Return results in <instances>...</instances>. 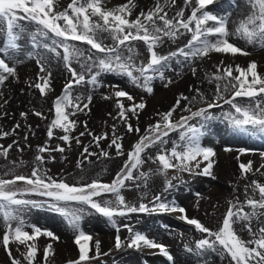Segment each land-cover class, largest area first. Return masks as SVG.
<instances>
[{
    "label": "snow or ice",
    "instance_id": "6c2138e0",
    "mask_svg": "<svg viewBox=\"0 0 264 264\" xmlns=\"http://www.w3.org/2000/svg\"><path fill=\"white\" fill-rule=\"evenodd\" d=\"M213 3L214 0H183L184 7H180L174 15L170 16L169 10L166 9L176 6V0H163V3L161 0H156L152 8L146 11L141 9L138 14H135L138 6L134 0H127L126 3L113 8L106 6L107 0H71L62 10L58 0H0V36L3 37V42L0 43V85H4L10 77L16 76V68L10 66L8 61L18 62L15 53L21 50L18 42L25 30L21 21L34 23L37 28L30 37L33 47H42L54 53L56 57L62 58L65 68L71 74L63 93L54 101L55 117L49 125L48 137L51 139L54 129L58 128L64 133L60 139L65 144L70 146L72 140L81 144L79 137L71 135L77 122L70 117L88 109L91 97L87 98L88 103H84L80 96H72L74 85L86 82L85 72H77L72 66L73 61L80 62L83 58L80 67L91 73L87 83L94 86L98 84L101 73H115L126 76L131 83L151 94L152 81L157 78L164 80V69L171 67L173 60L178 64L186 62L190 64L195 59L209 56L211 52L232 56L249 55L247 51L229 41L231 36L264 48V0H246L249 13L238 21L234 31L228 28V16L213 14L206 10L207 6ZM232 3H235V0H230L229 6ZM185 8H191L190 15H185ZM210 21L214 22L211 26H209ZM184 32L191 33V39L187 44L167 55L159 54L157 49L164 42L165 37L175 40ZM105 33L107 38L113 41L112 44L103 42L102 37ZM137 41H142L147 47L149 60L146 64L137 65L135 62L137 53L133 42ZM74 42H81L90 47L85 50ZM57 49H62V57ZM27 55L31 58L33 53L28 52ZM181 57L183 60L179 59ZM37 64L40 73H46V75H38L37 82L29 86L38 89L41 95H46V90H51L49 83L51 72L46 69L44 57H40ZM93 68L98 70L93 72ZM191 71L195 74L196 68L193 67ZM213 80L223 83H217L214 97L206 102V107H200L197 111H192L190 107L185 108L184 110L190 114L173 120V113L181 107V101H188L189 104L196 101V96L189 98L181 94L171 109L157 114L160 119L150 124L145 134L140 136L133 150L127 154L128 158L124 166L111 183L92 180L90 183L69 184L63 178L57 179L48 174L44 168V157L41 155L36 157L38 163L31 169L30 174H16L15 168L18 165H14L0 176V220L5 225V231L0 236V245L10 257L11 264H21V260L13 255L10 244L24 246L26 251L22 253L23 259L27 264H35L38 253L37 239L41 236H47L52 240L58 239L53 232L42 231L26 221L25 213L28 210L44 207L65 217L69 225L78 233L75 237V243L79 248L78 259L69 261V264H88L89 261L101 255L99 241L95 242V255L89 254L92 250L89 246L92 237L85 234L80 227V221L88 208L108 218L117 232L120 230L114 219L117 216L149 211L180 213L179 219L194 226L198 232L206 234L195 243L198 256L216 253L222 258H230L229 264H264V221L261 220V217H264V183L258 180H252L249 185H246L245 192L247 193L251 188L253 194L258 192L259 199L247 196L244 204L230 202L222 226L217 231L210 230L195 218H189L185 214V208L174 201L164 202L157 195L153 197V207L149 208L144 203H139L138 206L130 205L121 194V190L127 186L126 181L141 178L146 180L148 173L140 172L139 176H134V170H138L144 163L142 154L152 147L159 148L153 160V162H159L158 172L164 175H167L169 169L192 172L193 169L199 170L201 164L206 162L200 174L210 176L213 168L212 158L216 153L212 147L203 146L201 138L205 135L206 122L216 119L209 110L221 107L222 104L229 105L232 109L222 115L234 131L253 137H264V74L258 72L257 63L252 61L246 67L236 65L235 68L231 64L223 68L217 65L210 77V82ZM172 83V79H167L164 86L167 87ZM196 92L199 93V89H196ZM225 93L231 95L225 96ZM199 94L200 101L204 102V95ZM114 95L118 98L119 119L126 124L129 133H139V127L133 126L130 119L134 115L138 118V111L143 110L146 104L143 101L135 102L134 97L124 90H116ZM119 98H126L133 103L126 108ZM237 98H247L248 102L239 103ZM26 115L27 113H21L22 117ZM35 115L42 117L43 113L37 111ZM197 118L200 120L198 126L190 123ZM19 127L20 124H16L11 130L12 133H15ZM84 127L87 130L86 122ZM173 132L179 133V140L173 141V146L167 149L164 147L169 143L166 138ZM87 134L93 136L97 148H100L102 140L109 139L107 133L94 136L89 131ZM9 135V131L0 130V138H6ZM84 135L85 132L80 133V136ZM121 139L113 125L108 147H114L117 155L124 154L122 144L119 142ZM16 143L13 141V144L6 147L0 145V155L6 158ZM90 147L91 145L83 146V160L97 155L90 150ZM64 150L59 145L54 149L59 152ZM46 151H50L46 146L39 148L40 153ZM240 152L243 154L245 149H240ZM99 155L107 157L109 153L100 149ZM149 159L153 158L149 157ZM82 166L83 161H79L77 167ZM239 167L244 176L254 171L251 161L240 163ZM261 169H264V165L256 168L255 172H261ZM261 175H264V172H261ZM168 187H172L171 181H168ZM104 194H111L114 199L102 201L95 199ZM32 195L47 199L28 198ZM245 205L251 211L245 212ZM253 220L258 221L260 226L254 227ZM238 221L247 222L245 227L250 237L248 240L242 239L234 229L233 225ZM124 227L131 235L126 241H122L117 235L115 248L120 249L126 246L136 249H158L168 261H173L165 245L139 231L133 232V229L127 225ZM29 228L31 232L27 230ZM188 251L191 252L193 249L188 248ZM53 255L52 244H48L43 249L44 264H47Z\"/></svg>",
    "mask_w": 264,
    "mask_h": 264
},
{
    "label": "rangeland",
    "instance_id": "374dc122",
    "mask_svg": "<svg viewBox=\"0 0 264 264\" xmlns=\"http://www.w3.org/2000/svg\"><path fill=\"white\" fill-rule=\"evenodd\" d=\"M218 1V0H217ZM221 4L224 3L222 10L228 12L234 8V3L229 6L230 0H220ZM227 14V13H225ZM24 26V33L19 40L21 50L19 55L20 60L16 63L10 61V66L16 68V76L13 77L15 84H10L9 87L0 85V117H2V110L4 109V100L6 103L15 101L16 104L20 103L24 94H28V90H32V96L36 100L43 101L46 106L42 110L39 108L36 110H19L18 120H12L10 123H5L0 120V130L9 131L10 135L6 138H0V145L7 146L13 144V141L17 143L13 145V148L9 151L8 156L5 158L0 155V176L13 168L14 165H18L15 168L16 174L28 175L31 169L38 163L36 157L41 155L44 157V168L48 174L54 178H63L69 184L76 183H90L92 180H99L103 183H111L116 174L120 172L124 166L125 161L128 158V153L133 150L134 145L139 141L140 136L145 134V130L150 124H154L160 117L158 113L167 112L173 107L176 100L181 96V90H179L180 83L187 81L188 75H194L191 71L194 61L189 63L178 64L175 60L171 62V67L164 69L165 79H155L152 81L153 92L148 94L142 87H138L131 83L126 76L118 75L115 73H101L98 77V84L92 85L87 83L91 73L85 71L80 67V63L83 62L81 58L80 62L73 61L72 66L77 72H85V81L80 85H74L72 89V96H80L82 102L88 103V97H91L88 109L82 112H77L75 116L70 117L74 119L77 124L75 130L71 133L73 137H79L81 144H77L75 140H72L70 146L65 144L60 139L64 133L60 129H54V135L51 139L48 137V128L51 121L55 117L54 101L61 95H41L40 91L34 87H30V82L33 79L34 74L39 71V65L37 60L40 57L47 55L49 58L59 63L60 67L65 74L66 78L63 82L68 83L71 78V74L65 68L62 58L53 57L54 53L39 47L35 48L31 42V35L36 31L37 25L34 23H28L21 21ZM213 24L214 22H209ZM231 25H229V30ZM183 32V30H181ZM229 37V41L236 46L241 47L244 51H247L249 55L221 53L222 57H226L229 64L234 68L236 65L242 67L243 61L254 55L263 54L264 48H260L253 44H248L244 39L239 37ZM191 39V33L184 32L183 35H179L177 39L170 40L167 37L164 38V42L159 46L157 51L161 55H167L171 51H175L180 47H183ZM105 44H112L111 39H103ZM235 40V42H234ZM3 42V37L0 36V43ZM50 43V41H48ZM78 46L84 48L88 47L81 42H74ZM136 48L135 62L137 65L141 63H147L149 60V53L146 45L142 41L133 42ZM61 52L62 49H57ZM32 52L33 56L30 58L27 53ZM51 54V55H50ZM85 51V55H87ZM219 55L220 53L211 52L208 58ZM55 55V54H54ZM127 55V53H125ZM233 57V58H232ZM183 60V58H179ZM229 64L221 66H227ZM37 68V69H36ZM98 69L93 68V72ZM262 73V71H258ZM238 75V73H234ZM33 77V78H30ZM194 77V76H192ZM29 78V79H28ZM167 79H172L173 83L165 87ZM37 82V80H36ZM223 82H221L222 84ZM61 88L64 90L65 85ZM63 85V84H61ZM190 85V84H187ZM215 84H207L206 90H210L207 99L201 103H193L186 105L187 101H181V107L173 113V120H178L181 116L189 115L184 109L190 107L192 111H197L200 107H206V102L213 99L215 90ZM51 89H54L51 87ZM13 90L14 96L10 100L7 92ZM116 90H124L134 97L135 102L143 101L146 107L143 110L138 111L137 116H131L130 122L133 126H138L140 132L129 133L127 126L123 123L118 116L119 109L117 107V99L114 95ZM161 91L168 92V98L165 105L161 106L157 112H151L147 109L150 99ZM177 91V92H175ZM49 92V91H47ZM63 93V91H61ZM230 93H225V96H229ZM105 97H108L107 99ZM16 98V99H14ZM20 99V100H18ZM127 108L133 102L128 101L126 98H119ZM239 103H247V98H237ZM222 104V102H221ZM40 110V111H39ZM148 110V111H147ZM43 113V116L35 115V112ZM71 111V109L69 110ZM216 119L209 120L205 125V135L201 138L203 146L212 147L216 153L213 159L212 174L205 176L200 174L206 162L201 164L199 170L193 169L192 172H178L175 169H169L167 175L158 172L160 167L159 162H153L156 157L159 148L152 147L142 154L144 163L138 170H134V176H139L140 172L148 173L146 180L141 178L140 180L126 181V187L121 190V194L125 197V200L130 205L138 206L139 203L148 205L149 208L153 207V197L160 196L164 202H175L177 205L185 208V214L189 218H195L202 224L208 227L212 231H217L222 226V221L226 215V212L231 203L244 204L247 196H252L255 199H259L258 192L253 194L251 188L245 192L246 185H249L252 180H258L264 183V169L261 172H255L256 168H260L264 165V147L258 146L257 142L262 141V136H249L234 131L227 120L223 118V113L232 111L229 105L222 104L221 107L212 108L209 110ZM27 113L25 117L21 116V113ZM144 114H147L148 119L142 123H139L137 119ZM87 123V130L84 127V123ZM190 123H200L199 118L192 120ZM16 124H20V127L12 133V129ZM113 125H115V132L121 136L119 141L122 144L123 155H117L115 148H109L108 144L111 142L113 133ZM212 126V128L209 127ZM93 133L94 136H100L107 133L109 139L102 140L100 142V148H97L93 136L88 135V132ZM81 132H85L84 136H80ZM25 137L27 139L25 140ZM169 143L164 147L170 149L173 145V141L179 140V133H170L167 137ZM57 145L63 147L64 152L54 151ZM91 145L90 150L97 153V155L91 156L88 160H83L82 151L83 146ZM47 147L50 151L44 153L39 152L40 147ZM22 149V150H21ZM100 149H104L109 153L107 157L99 155ZM230 149V150H226ZM240 149H245L242 154ZM152 157L153 159H149ZM239 157V159H238ZM83 161L82 167H77V163ZM251 161L253 164V172L248 173L246 176L241 174L240 163H247ZM222 167L219 169V165ZM168 181H171L172 187H168ZM137 185H139L137 187ZM28 198L34 200H44L45 197L32 195ZM97 200L114 199L111 194H104L101 197L95 198ZM244 211L249 212L251 209L248 206H244ZM173 212H136L129 213L125 216L114 217L116 225L119 227L117 232L114 227L102 214L97 213L95 210L88 208L80 221L81 230L85 234L90 235L92 240L89 242V246L92 249L90 255H95L96 241L100 242L101 255L88 262V264H229L230 258L221 257L216 253H209L204 256H198L195 250V243L199 239L204 238L206 234H202L195 230L194 226L188 225L185 221L179 219V215L172 216ZM26 221L32 225L39 227L42 231H51L54 236L58 237L57 240H52L47 236H41L37 239L36 244L38 247V253L35 264H44L43 249L48 244H52V247H56L57 243L61 240L70 244V252L66 258L53 259L49 258L47 264H69V261L78 259L79 248L75 243V237L78 234L68 223L65 217L59 213L50 211L47 207L44 208H32L25 213ZM264 221V217H261ZM246 221H238L233 225L237 234L244 240H248L249 233L245 227ZM254 227L260 226L256 220L252 221ZM127 225L133 229V232L139 231L146 234L149 238H153L156 241L162 243L168 248L169 253L173 257V261L163 256L158 249H136L121 247L115 248V238L117 235L121 237L122 241H126L130 237V233ZM147 226V227H146ZM31 232V229H27ZM5 231V225L0 220V236ZM13 251V255L21 260V264H27L23 259L22 253L26 251L24 246H18L15 243L10 244ZM188 248H192L193 251H188ZM150 250V254L147 251ZM106 253V255H105ZM214 259V261H212ZM0 264H11L10 257L7 255L5 249L0 245Z\"/></svg>",
    "mask_w": 264,
    "mask_h": 264
},
{
    "label": "bare ground",
    "instance_id": "6f19581e",
    "mask_svg": "<svg viewBox=\"0 0 264 264\" xmlns=\"http://www.w3.org/2000/svg\"><path fill=\"white\" fill-rule=\"evenodd\" d=\"M59 4L61 5V10L63 9V7H65L68 3L71 2V0H58ZM127 0H107V4L106 6L108 8H113V7H117L122 3H126ZM134 3L137 4V9L135 10V14H138V12L143 9V10H147L148 8H152L155 3L156 0H134ZM161 3H163V0H161ZM223 6H225L224 3L221 4L220 0H214V3L207 6L208 11L212 12L213 14H217V15H224V16H228L229 18V22H228V27L229 25H231L230 29H233L232 31H234L235 27L238 24V21L240 19H242L243 17H245L248 13H249V6L246 4V0H235L234 3V8L232 9V11L228 12L226 10H222ZM180 7H184L183 5V0H176V6H172L169 9V14L170 16L175 14V11H178ZM227 13V14H225ZM191 14V8H185V15H190ZM212 24L209 23V26H211ZM235 37L234 39H236V36H232ZM103 39L105 38L106 41L109 40L110 38H107V34H103ZM210 39H215V37H210ZM104 41V40H103ZM235 42V40H234ZM20 53L17 52L15 53V57L16 60L19 61L21 56L19 55ZM51 55V54H50ZM44 57H51L49 55L46 54V56ZM53 57H56V55L53 54ZM233 58V57H232ZM46 69L47 71L51 72V77H50V89L51 87H53L54 89H51L49 92H47V95H50L49 98L53 95H61V88L64 86V84H66V82H63L66 78V74L60 70L62 69L59 65V63H57L58 61H56V59L54 58V60L51 61V59L46 58ZM255 61L258 65V71H262L261 74H264V52L263 54H258V55H254V57H249L247 59H245V61H243V65L242 67H246L248 65V63ZM10 62V61H8ZM221 62H223V64H221ZM229 64L228 60L226 57H222L221 53L219 55L216 54V56H213L208 58V57H204L202 59H197L193 62L192 64V68H196V73L192 76L188 75V79L187 81H184L179 85V90H181V94L188 96L189 98L196 96V101L193 103H201L200 101V94L202 93L205 97V100L208 97V94L210 92V90H206V85L207 84H215V82L217 81H212L210 82V77L211 75L215 72L217 65H226ZM37 69V68H36ZM38 75H46V73H40V71H37L34 74V78L30 80L31 83H35ZM13 77H10L4 84V86L9 87L10 84H15ZM29 79V78H28ZM217 82V83H221ZM63 84V85H61ZM190 84V85H187ZM196 89H199V93L196 92ZM177 92V91H175ZM33 91L32 90H28V94H24L21 98L20 103L18 102V104L15 103V101H11V102H7L4 104V109L2 110V117H0V120H3L4 124L10 123L12 122V120H18V111L19 110H28V111H32V110H37L38 108L40 110H42L43 108H45L46 104L43 101H39L36 100V98H34L32 96ZM168 92L166 91H161L159 93H156L151 99L150 102L148 103V107L147 109L151 110V112H157L159 110V108L161 106L165 105L166 99L168 98ZM7 95L10 97V100L13 98L14 96V91L10 90L7 92ZM52 98V97H51ZM166 98V99H165ZM16 99V98H14ZM20 100V99H18ZM6 100H4L5 102ZM191 103V104H193ZM190 104V106H191ZM186 105H189V102H186ZM39 110V111H40ZM157 110V111H156ZM148 111V110H147ZM6 113V115H5ZM145 117L143 118L142 116H140L139 119H137V121L139 123H142L144 121H146L148 119L147 114H144ZM210 128H212L211 125H209ZM207 131V130H206ZM204 131V132H206ZM253 144H257L258 146H262L264 147V138H262L261 142H257V143H253ZM222 167V164L219 165V169ZM172 216H176L179 215L176 212H173L171 214ZM147 227V226H146ZM95 247V245H93ZM70 244H67L66 242H62L61 240L57 243L56 247L53 248L54 251V255L51 256V258L53 259H62V258H66L69 255L70 250ZM150 250L147 251V254H150ZM212 261H214V259H212Z\"/></svg>",
    "mask_w": 264,
    "mask_h": 264
}]
</instances>
